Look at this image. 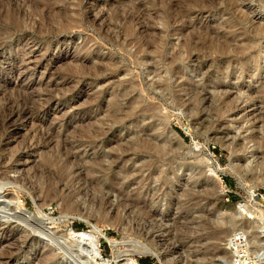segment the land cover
Wrapping results in <instances>:
<instances>
[{
  "label": "rangeland",
  "instance_id": "rangeland-1",
  "mask_svg": "<svg viewBox=\"0 0 264 264\" xmlns=\"http://www.w3.org/2000/svg\"><path fill=\"white\" fill-rule=\"evenodd\" d=\"M10 1L0 0L2 34ZM158 1L50 0V9L65 6L79 23L62 30L54 22L53 32L24 5L25 34L7 36L0 52V108L19 93L48 104L0 129V264H97L71 240L72 230L98 236L103 264H218L228 256V235L244 226L255 232L243 212L237 221L220 215L241 203L264 206V34L254 35L264 27V0H206L210 7L193 9L182 35V22L167 21L169 0ZM182 1L168 3L180 9ZM116 8L140 18L131 36L113 20ZM149 27L166 41L162 55L135 56ZM202 27L235 34L227 53L209 44L187 53L185 37ZM247 40L254 48L238 55ZM176 51L184 57L171 67ZM197 97H205L200 106ZM133 98L135 117L115 122L114 102L126 107ZM149 103L155 109L143 111ZM147 142L165 144L166 154L144 150ZM232 159L257 171L237 180L227 171ZM51 160L66 163L70 178L49 180ZM93 161L100 172H88Z\"/></svg>",
  "mask_w": 264,
  "mask_h": 264
},
{
  "label": "bare ground",
  "instance_id": "bare-ground-1",
  "mask_svg": "<svg viewBox=\"0 0 264 264\" xmlns=\"http://www.w3.org/2000/svg\"><path fill=\"white\" fill-rule=\"evenodd\" d=\"M155 1H158V0H155ZM169 1H171V0H169ZM158 2H160V1H158ZM163 2H164V0H163ZM168 2L167 3L165 2L166 5L164 4V6H162L164 8V12H165L166 17L168 19L167 21H169V23H170V21L171 22L172 21H180V22H182L183 26L180 27V29H176V30H178L179 34H181V35H182V33H184L183 31H185L186 29H188L187 28L188 22H187L186 18L188 17V15L191 12L194 11L193 9H195V8L197 9L198 7H199V9H203L204 7L206 9L207 7H210V6H208V4L206 5V0H183L182 3H181V7H180V3H179L180 9L177 7L178 5L174 6L172 4V2H171V4H169ZM177 2H180V1H177ZM49 3H50V0H25L24 2L22 0H12V1H10V7H9L8 11H6V13L3 14V17L5 18V22H6L4 24L5 25V29L4 30H6V31L2 30V31L5 32V33L3 32L4 34H2V32L0 31V52L4 49L3 48L4 47L3 45L6 42L5 40L8 37H12L15 34V32H19L21 38H22V35L25 34V29H26V27H25V24H26V21H25V19H26L25 17L26 16L25 15L26 14L24 13V11H25L24 5L25 4H29V7L31 6V13L33 15H38L39 17H41V22L40 23L38 22L39 24L35 20H32V23H33V21H35L34 23H37L38 25L41 24L44 28L46 27L48 29V31L50 29H52L51 27L53 26V23L54 22L55 23L58 22L57 25H58L59 29H62V30L67 29V28H69L71 26L73 27L74 25H78L79 24L78 22H76L77 19H70L67 16V14L69 13L67 7L64 6V7L57 8V9H55L56 7H53V8L51 7V9H50L49 8V6H50ZM153 3L154 2H152V5H155ZM52 9H55V10H52ZM119 9L117 10V8H116V9L113 10V12H112L113 13V20L119 21V22L123 23V26H124L123 27L124 28L123 31H124V33L127 36H131L133 34V24H134V22H136L138 20L139 17L137 18V16H136L137 14H135V13H133L131 11H127V12L125 11V12H123V11H121ZM32 17L33 16H31V18ZM246 19H248V17ZM26 20L29 21L28 18ZM147 23L150 26L149 21ZM147 23L145 22L146 25H147ZM30 24H31V22H30ZM144 25H142V26L144 27ZM42 26H41V28H42ZM188 26H191V25H188ZM259 28L256 29V31H254L255 32L254 33L255 36L256 35L264 34V27L263 28H260V30H259ZM38 29H39V27H38ZM54 29L55 28H53L52 30L54 31ZM31 30H32V28H31ZM39 30L38 31L41 32V33H43L45 31L44 30L42 32L41 29H39ZM52 30H50V31H52ZM143 30L145 31V33L146 32L149 33V38L146 39V40L144 39L143 41L140 40V39H143V38H139V41L140 42L138 41V39L136 40L138 42L137 44H139V45H137V48H136L137 50L134 52V55L136 56L138 54L145 53L147 51H151V52L155 53L157 56L160 57L162 55V50H161L162 47H163L162 45H164L166 43V41H164L162 39H161L162 41H159L160 39L159 38H156V36H155L156 33H155V31L153 32L152 27H149L148 29L145 28ZM190 30H192V29H190ZM258 30H259V32H257ZM190 32H192V31H190ZM199 32H201V34L198 33L199 36L195 35L196 32H194V34H192L193 33L192 32L191 35L189 33L190 36L189 37H185L186 40L182 43V47L185 48V50H187V53H189V52L191 54L193 53V56H194V52H191V51H193V50L195 51L196 50V52L199 51V53L201 54L202 52H204V51H202V49H205L204 47L206 45H208V44H209L208 46L210 47L209 48L210 50H212V48H213V49H215V50H213L214 52L216 50H218V51H220L221 54H225L224 52L227 53V51L230 49L231 44L233 43V37H235V34H233L231 36L229 35V36H226V37L224 35H221V34H219V36H216V34H217L216 33V30H213L212 28H203V31H200L199 30ZM212 33H214V34L216 33L215 36H213ZM229 34H231V33H229ZM26 35H27V33H26ZM147 35L148 34H146V37H147ZM141 36H143V35H141ZM219 37L220 38L223 37V38L220 40ZM218 39L221 41V45L216 42V41H219ZM251 40H253V39H251ZM133 41H135V40H133ZM133 41L127 40V38H126V40H124V42L126 44L133 43ZM134 43H136V42H134ZM253 48H254V42L247 40L246 43L243 46H241V49L238 48L239 49L238 51L237 50H234V51H237V54L238 55H244V54H247V53H251L250 51ZM200 51H202V52H200ZM218 51H216V52H218ZM262 52L263 51H261V53ZM196 54H198V53H195V56H196ZM169 56L170 57L168 59H169V62L171 64V67H175L174 66L175 63L177 61L183 59V57H184L183 54L181 52H178V51L172 53ZM166 61L168 62V60H166ZM112 64L113 63H111V65ZM175 69H177V68H175ZM154 72H155V70H154ZM0 87H2L1 89H4L6 87V85L0 83ZM123 92H124L123 94H125V91H123ZM127 94L124 95V96L126 97ZM51 98H48V99L50 100ZM120 98H121V96H120ZM134 99L136 100V98H133V99H130L129 102L127 100V105H125L126 107H124L123 104H121V103L119 104L117 101H115L114 102V107L115 108H114V111H112L111 114H109L110 117L113 118L115 120V122H118V123L121 122V121H124L127 118H131V119L134 118L135 115H136V107H135V104L137 103V101H136V103H134ZM204 99H205V97L198 98V101L197 102H199V106H200V104H202V102L204 101ZM5 100L9 104H6L7 103L6 102L5 105H3L0 108V129H2L1 130L2 132H3V130H7V128L9 126L16 124V122L18 120H23L24 118H26V117H28L30 115L32 116V115L36 114V112H38V111H42L41 110L42 108L44 109L42 112H46L47 111V109L45 107V104L47 102L45 104L43 103L44 105L41 106V104L40 105L37 104V101L31 95H26V94H22V93L20 94L19 93L18 96H13V98H12V96H10V97L6 98ZM195 102L196 101H193L192 102L193 104L190 103L189 105L192 104L193 106H195V104H197V102L196 103ZM13 106H15V108L14 109H11ZM193 106H191V107L193 108ZM154 109H155L154 103H149L145 107H142V110L143 111H153ZM195 111H196V109H195ZM86 133L88 134V137H90V138L93 137V134H90L88 131ZM173 133H175V132H173ZM49 136L51 137L53 135H49ZM94 137H96L95 134H94ZM176 139H178V138H176ZM134 140L135 139H133V141ZM178 140L180 141V139H178ZM142 141H143V139H142ZM137 143L138 142H134L133 144H131V142H130V144L133 145V146H134V144H137ZM133 146L131 147V149H134ZM142 147H143L144 150H147V151H151V150H154L155 149L157 154H163V153L166 154L165 153V149H166L165 144L164 145H162V144L161 145L160 144L157 145V144H153L151 142H149V143L147 142V143H144V145L142 144ZM246 149H248V148H246ZM262 161H264V160H262ZM48 162H49V166L44 171H46L49 180L50 179H54V180L57 181L56 184H58V183L61 184V182L64 181L65 178H67V177H69V176H71L73 174V173L71 174V172L68 171L67 164L66 163L59 166L60 163L59 164L58 163L56 164L55 163L56 162L55 160H51V161H48ZM229 162L230 163L227 166V171H229V173L231 172L237 178V180H242L243 179V176H244V173L246 171H255V172L257 171L255 168H253V167L250 166L249 160H247L245 162V165L244 164L243 165L239 164L234 159L230 160ZM52 166L53 167L55 166V167L52 168ZM98 168L99 169H101V168L103 169V167L100 165V163H96V162L93 161V163L88 168V172H97V171L100 172L98 170ZM123 176H124V174H123ZM100 178H102V175H101V177H99L97 179L95 178V179L98 180ZM51 181H53V180H51ZM54 183H55V181H54ZM261 183H264V181L261 180ZM78 191H80V190H78ZM69 204H67V205H69ZM245 204L244 205L243 204H239V211L236 210L234 212H231V214H229V217L225 216V214H221L220 215V218H221L222 221H225L226 219L228 220V218H232L234 221H237V220H239V218H241L240 217L241 212H243L244 214H246V216H248V218L244 220V224L245 225H248L255 232H253L252 230H251V232H249L250 230L246 229L245 226H244V228H241V229H244V233L246 232L247 233V236H248L247 239L252 242L253 251H260V250H262L264 248V238L262 237V234L264 232V206H262L261 204L255 202V201H252V203H248L247 205H245ZM1 205H3V202L0 201V206ZM258 219H260V220H258ZM245 229L248 230V231H246ZM7 232L13 233L12 229H8V230L5 229V230H3L2 233L3 234H6ZM71 234L72 235L69 236L71 238V240L77 245V247H81V249H84L85 250V252L84 251L83 252H84V254L86 256H88L92 261H94L97 264H103L104 263V262H101V259H102L103 256H102L101 251H100V249L98 247V243H99V239L97 238L98 236H95L92 233V231L91 232H88V231H75V230H72ZM90 234H93V236H90ZM231 235H228V236L230 237ZM229 237L227 239H225V242H224L225 243V247L227 248V251H228V256L226 258L220 260V262L218 264H233L232 252H230L229 249H228V246H229V243H228L229 242ZM142 254L152 255V256H156V257L158 255L156 252H154V251H152V250H150L148 248L144 249V251H142ZM136 263H137L136 260L134 261L131 258H127L125 264H136ZM107 264H109V262Z\"/></svg>",
  "mask_w": 264,
  "mask_h": 264
},
{
  "label": "built area",
  "instance_id": "built-area-1",
  "mask_svg": "<svg viewBox=\"0 0 264 264\" xmlns=\"http://www.w3.org/2000/svg\"><path fill=\"white\" fill-rule=\"evenodd\" d=\"M247 238V233L242 230L233 232L229 237L228 249L232 252L233 264H264V248L253 251L252 242Z\"/></svg>",
  "mask_w": 264,
  "mask_h": 264
}]
</instances>
